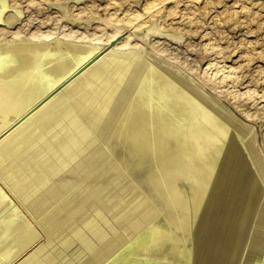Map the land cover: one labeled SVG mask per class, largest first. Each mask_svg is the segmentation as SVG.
Returning a JSON list of instances; mask_svg holds the SVG:
<instances>
[{
	"label": "rangeland",
	"instance_id": "374dc122",
	"mask_svg": "<svg viewBox=\"0 0 264 264\" xmlns=\"http://www.w3.org/2000/svg\"><path fill=\"white\" fill-rule=\"evenodd\" d=\"M182 1L177 0V2H176V0H175V2H174V0H171V1L163 0V2H162V0H159V1H157V0H149V1L148 0H74V1L73 0H6L7 7L3 11L2 20L0 21V26H2V27H0V36L5 35V37L7 39L9 37L13 36L14 38L10 39V41L13 43H18L17 41H20V42L21 41H52V40L54 41V39L56 38L58 40L55 39L56 45H57V46L55 45V47H54L55 49L61 48V50L68 49L71 51V49L69 48L70 43L82 44V45L84 44V46L85 45L88 46V44H89V46H90L92 44H95V42L96 43L100 42L102 40V37L104 36L103 34H105L106 32H110V28H111V30H112V28L116 29L115 31H117V32L121 31L120 33L123 35H126L129 33L128 34L129 45L127 46V48L125 50H123L126 53L124 52L123 54L115 55L114 56L115 60H113V58H112L113 62L110 59L109 61H106L108 63H103L102 65H99V67H97L98 68L97 74H95L96 72H94L95 76H93V73H91L89 75L90 77L92 75V78L87 76V79L84 78L82 81L81 80L78 81L79 85L77 83L76 90L74 88L70 92V94H68V99H67V104H66V106H68V107H65L63 109V111H60L58 113H54L53 115H51L50 116L51 118H49L51 121L48 119V121H47L48 124H46V125H47V127H49L48 128L49 131L46 130V125L41 127L42 130L41 129H40V131L38 130V132H40V134H42L41 137L39 136L40 134H38V132H37V135L34 134V136L35 135L36 136L30 140L31 143L25 144V145L31 144L29 146H26L27 147L26 149L28 151L25 150L23 152L24 156L26 155L25 157H23V153L21 152L18 155H16L15 157H13L12 160H8L7 161L8 164L5 162L6 164L5 165L3 164L4 167L1 166V168H0V186L2 187L3 190L5 189V193L8 194L10 201L12 202L13 206L17 207L20 210V212L27 218V220L33 226H35L36 229L40 230V232L42 233L43 236L47 237V234H46L47 232H49V234L51 236L50 237L48 234V236L50 237V243L39 253V258H41V259L38 258V260L41 261V262L39 261V264H45V263L46 264H48V263L49 264H60L61 262H62V264H64V263L69 264V262L72 264H75V263L80 264L81 263L80 261H82V260H83L82 264H84V263L85 264H89V263L90 264L91 263L97 264V262H98V264H102V263L103 264L104 263L105 264H112L113 261L116 260L118 255L121 252L128 249L129 247H132L135 245V247L137 248V250L139 249V251H142L144 248H146L145 247L146 244L145 245L143 244V239H146L149 228H152L153 225H154V227L155 226L156 227L161 226V228L163 227V229H166V230L168 228V231L173 230V232H176L175 233L176 238H177V236L179 238L185 237V238H183V240L182 239L180 240L177 238L175 247L176 248L179 247V249L181 248V250L189 253L191 256L190 259H188V261L191 260L189 264H193L192 255H194L198 250V245H199L198 238H199L201 222H202L203 217L205 216V214L208 211L209 200L211 198V195L214 192V187H215L217 178L219 177L220 172H221L219 170H221V168H222L223 161L226 160L227 155L226 154L224 155V153H227L228 147L233 143L235 144V142L238 145V148H239V151H240L242 157L245 158L244 161L246 163V166L248 167V170L252 174V178L255 182V187H254L253 192L250 194L249 199H245L246 200L245 203L250 208L251 213H250V217L249 218L247 217L248 219L244 220L247 223V224L245 223V225H243L244 227L242 228V229H244V235H245L244 236V242L240 245V247L237 248V250H235V254L233 255V261L236 264H246L251 259V257L250 258L248 257V256H250V253H248V252H250V249H251V242L254 241L255 237H262L261 235H264V225L262 226V225L258 224L259 217H261L263 219L261 212L264 211V80H263V77H264V0H192V1L182 0ZM155 2L159 6L158 9L162 6L160 8V11L157 10V13L155 14V12H153V10H152L151 13L148 14L150 11H147L146 7L150 6V5L151 6L156 5ZM170 2H171V4H170ZM175 3H178V4L180 3V4L177 5ZM187 3H189V4H187ZM185 5H187V7ZM16 9L20 10L19 14L15 13ZM146 12H148V13H146ZM134 15L141 16V18H143L147 21L144 23V25L142 24L140 26H137L139 28L134 27V26H130L132 24L135 25L134 24L135 21L132 24L129 23L130 24L129 25L127 23L128 18H131ZM150 15H151V17H149ZM152 15H154V16H152ZM139 19L138 20L136 19V23H137V21L138 22L140 21ZM52 30H53V32H52ZM102 31H104V33ZM17 32H18V34H17ZM92 32H94V33H92ZM52 33H53V35H52ZM97 33L99 35H101V37ZM71 34H73L74 36ZM70 35H71V37H70ZM93 35H95V36L97 35V36L93 37ZM34 36H35V38H34ZM77 37L78 38L82 37V38L77 39ZM90 37L91 38L93 37L92 38L93 40H91ZM70 38H71V40H70ZM73 38L75 41L73 40ZM98 38H101V39H98ZM84 39H85V41H84ZM95 39L97 41H95ZM80 40H81V42H80ZM88 40H91V41L88 42ZM57 41H59L60 43ZM63 41H65L67 43H65ZM86 42H87V44H86ZM63 43H65V45ZM68 43H69V45H68ZM60 44H61V46H60ZM62 45H64L65 47ZM67 46H69V47H67ZM84 46H83V48H84ZM54 48L53 49L51 48L52 52H53V50H55ZM82 49H81V52L83 53L84 49H83V51H82ZM129 49H131L130 52H132V53H128ZM211 50H213V51H211ZM105 51H106V47H103L99 54L101 55ZM25 52H26L25 50L20 51V53L26 54ZM116 56L118 58L122 57L124 63L126 62L125 59L126 60L129 59V61H127V63H126L127 65L121 66L124 63H121L123 61H121V60L119 61ZM122 58H119V59H122ZM141 58H143V59H141ZM116 60H118V63L120 62L118 67L116 65V64H118ZM114 61H116V64ZM130 61H131V64H129ZM147 61H149V62L147 63ZM156 61H158V63ZM151 62H152V65L158 69L157 72H161L164 74L167 70L169 71V69H171L170 70L171 72L175 71V72H172V76H174V73L176 75L174 77L170 76V77H172V79L169 77V74L171 75V72L170 73L166 72L167 74L168 73L169 74L168 75L164 74V75L169 77L172 81H174L175 84L177 82H179V84H181V85H177L178 84L177 83L176 84L177 87L180 88L182 86L183 90L185 89L187 91H189V90L192 91V93H190V95H192L194 97L197 96V97H199V99L201 98L200 99L201 103L205 104V106L209 105L210 108H209V106H207V107L213 112V114L218 113V114H216L217 117L220 120L222 118V121L225 120V123L229 125V126L227 125L228 126L227 133H226L225 137L222 139V141H224V142L221 141L219 152L216 154L215 151H212L213 148H209L208 149L209 151L207 150V152H209V154L206 152L205 153V159L202 162H199V164L202 167H205L203 163H205V161H208L210 158H214V164L215 165H214L213 172L211 174L210 180L207 183L206 189L204 191L203 197L201 199V202L199 204V207H198V210L196 213H194V210H193V201H192V196H191V187H190V183H191L190 181L191 180H189L190 170L188 169V167H185L180 172L175 171L177 169V167L179 168L181 165H183V162L181 161L183 159L177 158V159L173 160L171 163L172 169L169 171L166 170V168H165L166 166L164 165V163L161 162V159L164 157V154L169 153V152H174V151H177V149H179V145L177 142L178 140H174V139L168 140V142L166 144V149L164 151H159L155 145V139L157 138L158 135H157L156 131L153 130L154 128H152V126H148L150 128H148L149 131H148L147 137H146L147 142H146V140L145 141L142 140L143 143L140 140L134 141L132 143L126 142L125 137L127 136L129 130L125 127L124 128L122 127V129H120V126L122 124V122L120 120L122 119L124 113L126 112L128 106L131 102V97H133L132 95H134V92H135L134 90L136 89V86H137L136 84L138 83L137 81L141 78L143 73L146 72L145 71L146 68L148 66L149 67L152 66ZM141 63H142V65H141ZM144 63H145V65H144ZM104 64L106 65V68H107V66L110 65L108 68L111 69L112 71L106 69L104 67ZM132 64H134L133 66H137L135 68L138 71H136V69L132 66ZM157 64L159 65L158 67H160V66L161 67L163 66V67L158 68ZM115 66L117 68H119V70L117 68H115ZM128 66H129V68H128ZM101 67H102V69H100ZM113 67L115 70L117 69L116 70L117 72L114 71ZM124 67H127V68H124ZM130 67L131 68L133 67V68L130 69ZM140 67H142L143 69H140ZM120 68H121V70H120ZM122 69H124L123 73H125L126 75L125 74H123V75L118 74L119 71L122 74V71H123ZM127 69L130 70L131 75L133 74L132 77L129 76L130 72ZM102 70L105 72H103ZM107 71L111 72L110 77H112V75H113V77H115L116 81H118L121 78L120 79L121 81L120 80L119 81L122 82L121 84H123V85H118V84H120V82L116 83L114 80H111V79H113V77L111 79H108L110 77H106L109 74ZM162 71H164V72H162ZM132 72H134V73H132ZM137 72L139 73V76H136V75H138ZM101 73H102V77L105 73L104 77H106L108 80H110V81H108V80L106 81L108 83V86L113 81V83L116 84V86H118V88H120V87L124 88V91H123V89L120 88L119 89L120 91L117 92L118 89H116L117 87L115 86L116 92L114 91V94H113V92H111V90H115L112 87V86H114V84L111 83L110 86L107 87V83L105 82L106 78L104 79L101 77L102 80L100 79ZM135 73H137V74H135ZM208 73L210 75H207ZM219 73L221 74V76L226 77V80L224 77H221ZM176 76H177V79H179V80L176 79ZM214 76H216L217 78L219 76V79H218L219 81L217 80L215 82L214 81L212 82L211 78H213ZM93 77L95 78V80L93 79ZM128 77H130L133 80L135 78L136 80L133 81ZM91 79H93V81ZM160 80H161V78L157 79V82H160ZM186 80H188V81H186ZM87 81L88 82L92 81L93 84L91 82L88 83ZM94 81L97 82L96 83L97 86H96V84H94ZM102 81L105 82L106 84L103 83ZM222 81H223V83H222ZM224 81H226V82H224ZM81 82H85V85H82ZM86 82L88 83V85L86 84ZM98 82L100 83V86L98 85L99 84ZM132 82L133 83L135 82V83L132 85ZM186 82L188 83L187 86L185 85V84H187ZM217 82L218 83L220 82L221 84L220 83L218 84ZM127 83H128V85H127ZM89 84H91V85H89ZM103 84H104V86H103ZM125 84L127 86L126 90H125V87H126ZM211 84H212V86H211ZM93 85L95 86V88L93 87ZM213 85L215 87H213ZM77 86H79V87L83 86V87L79 88ZM85 86H87V88H84ZM123 86H125V87H123ZM128 86L131 88V90H130V88H128ZM195 86H196L197 92H196ZM111 87H112V89L109 91V89ZM77 88H79V90ZM96 88L98 89V91ZM102 88H104V89H102ZM107 88H108V90H107L108 92L105 93ZM193 88L195 89L194 92H193V90H194ZM89 89L92 90L90 95L88 93L90 91ZM99 90H101V91L99 92ZM127 90H129L132 93V95ZM79 91H80V93H79ZM199 91H201V92H199ZM92 92H94L95 95H93L94 93H92ZM101 92H103V93H101ZM109 92H111V93H109ZM86 93L89 96H91V98ZM99 93H100V95H98ZM196 93L199 95H197ZM200 93H201V96H200ZM249 93L251 96L249 95ZM102 94H105V95L102 96ZM109 94H111V96H109ZM70 95H74V97L70 96ZM83 95L84 96L87 95L88 97L87 96L84 97ZM106 95H107V97H106ZM113 95H114V97L112 98ZM127 95H129V96H127ZM75 96H77V97H75ZM81 96H83V98ZM108 96H109V101H111L110 100V98H111L112 101L114 100V103L111 104V102L107 101L108 104H106L107 102H105V101L108 100L107 99ZM124 96H126V97H124ZM94 97H95V99H94ZM99 97L100 98L101 97L106 98V100L103 98V102H105V103L102 102V98L99 101ZM119 97H121V99ZM75 98L77 99V101H75L76 100ZM79 98H82V99H79ZM84 98H86V102L84 101L85 100ZM92 98H93V100H92ZM118 98H119V100H118ZM207 98H209L208 100H210V101H207ZM88 100H90L89 103H91L90 104L91 106L89 104H87L88 106L86 105ZM122 100H124V101H122ZM203 100H205V101H203ZM82 101H83V103H81ZM93 101H95V102H93ZM98 101L102 102L106 106H104L102 103L100 105ZM77 102H80L81 104L80 103L78 104ZM122 102H124V103L122 104ZM116 103L119 106L116 105ZM207 103H209V104H207ZM75 104L81 105V106L80 107L78 106L79 107L78 108L77 105H75ZM93 104L94 105L97 104L99 107L98 110L101 109L100 111L101 112L103 111V113L104 114L106 113V115L99 114L100 111L97 112L98 110L95 111L94 107L96 108L97 105L94 106ZM102 105L105 108V109L103 108V110H102ZM109 105H111V106H109ZM215 106H217L218 108ZM89 107L90 108L93 107V108L90 109ZM82 108H85V109H82ZM106 108H108V109H106ZM110 108H112L113 111ZM118 108H120L121 110ZM88 109L90 111L92 110L91 113ZM124 109H125V111H124ZM80 110H82L83 112H81ZM115 110L117 111V113L118 112L120 113L122 111L123 112L117 115ZM108 111H109V114H108ZM215 111H217V112H215ZM87 112H88V114H86ZM93 112L94 113L96 112L94 115H97V117L92 114ZM114 112H115V114H114ZM89 113L91 116H94V117L92 118L89 115ZM221 113H223V114L221 116H219V114H221ZM228 113L230 115L234 116V118H236V123L238 122L237 124H233V123L229 122L224 117ZM110 114H112V115H110ZM108 115L110 116V118L109 117L107 118ZM113 115H114V117H113ZM53 116H55V118ZM119 116L120 117L122 116L121 119ZM90 117H91V119H90ZM101 117H102V121H106L108 119L109 120L106 122H102ZM103 117H105L104 120H103ZM93 119H95L96 121L92 122ZM97 119L98 120L100 119L99 121L102 122L101 123L98 121L99 122L98 127H97V125H98ZM116 119H117V121H116ZM111 120H112V122H111ZM90 122H92L94 126ZM89 124H90V126H89ZM115 124H116V127H115ZM238 124H241L242 127H244V128H241V126L237 127ZM106 125L108 127L110 126L109 129ZM101 126H103V127H101ZM82 127H83V129L81 130L80 128H82ZM93 127H96V128L93 129ZM246 127L249 129L250 132L247 131L248 129ZM85 128H86V131H85ZM88 128H90V129H88ZM110 128H112V129H110ZM75 129L77 131H75ZM87 129H88V131H87ZM119 129H120V132H119ZM150 129L152 132L150 131ZM44 131L45 132L47 131V132L45 133ZM73 131H75V133H73ZM243 131H247L248 133H245ZM41 132H43V133H41ZM77 132H78V134H76ZM82 132L85 133L84 137H83ZM100 132H103V133L100 134ZM116 132H118V134ZM231 132H232V134H231ZM240 132H241V134H240ZM104 133H107V134L104 135ZM150 133H152L153 139L151 138L152 135L150 136ZM228 133H229V135H228ZM71 134L75 137H73ZM79 134H80V136L78 137ZM68 135H70L71 139L73 137V139L72 140L69 139L70 137H68ZM101 135H102V137H101ZM76 136L78 138H80L81 141L82 140L83 141L78 142L77 140L80 141V139L77 138V140H76L75 139ZM36 137L37 138L39 137V138L37 139ZM105 137H107L106 138L107 141L104 139ZM233 137H235V138H233ZM65 138H67V139H65ZM88 138H90L91 140ZM229 138H230V141L232 143L228 140ZM68 139H69V142L67 141ZM84 140H86V141H84ZM103 140H104V143L102 144ZM93 141H95V143L97 142L96 143L97 146L94 145L95 143L93 144ZM225 141H227V143ZM32 142H35L34 145H32L33 144ZM70 142H71V144L73 142H75L77 144L75 148H77V146H79V148L77 150L74 148V146H72V149L69 148ZM89 142H91V143H89ZM98 142L99 143L101 142V144H99ZM249 142H250V144H249ZM64 143L68 144L67 145L68 150L66 149V146L64 145ZM81 143H82V146L84 144L83 147L81 146ZM152 143H154V144H152ZM74 144H72V145H74ZM78 144H80V145H78ZM61 145H63V146H61ZM119 145L121 146V148ZM142 145H144L145 148L143 150H141L140 152H138L137 148H140ZM149 145H151V146H149ZM224 145H225V147H224ZM80 146L84 149H82ZM86 146H88L87 150H86ZM250 146H252V147H250ZM55 147H56V149H55ZM60 147L61 148L64 147V148L61 149ZM89 147H91V148H89ZM111 147H113V148H111ZM152 147H154L153 150H151ZM28 148H30V149H28ZM53 148H54V150H52ZM94 148H95V150H92ZM102 148H104L106 151ZM123 148H124V150H123ZM224 148H225V150H224ZM69 149L74 151L75 153L70 151ZM90 149L92 151H90ZM120 149H121V151H120ZM210 149H212V150L210 151ZM220 149L222 150L221 155H220ZM85 150H86V152H85ZM130 150H131V152H130ZM252 150L254 151L255 156L252 155L253 154ZM56 151L59 155L62 153L61 154L62 156H59L58 154H56ZM69 151H70V154L72 152V154L75 157L72 154H71L72 155L71 156L69 154ZM77 151H79V153ZM81 151H83V152H81ZM87 151H90L89 154ZM94 151H95V153H94ZM103 151H105V152H103ZM149 151L150 152L153 151V152L150 153ZM27 152H28V154H27ZM65 152H68V154L66 153L67 157L64 154ZM97 152L99 154H97ZM101 152H103V153H101ZM146 152H147V154H146ZM76 153H77V155H75ZM152 153H153V155H151ZM79 154H80V156L82 155L81 156L82 158L79 156ZM102 154H104L105 156H103ZM63 155H64V157H63ZM85 155H87L86 159H85ZM94 155H96V156H94ZM54 156L55 157L58 156L55 159V161H53L55 158ZM21 157L24 159H22ZM60 157H61L60 161H62V162H60V161L58 162V159ZM72 157L74 159H72ZM87 157H89V158H87ZM90 157H91V159H90ZM102 157H104L106 159V161ZM144 157H146V159H144ZM223 157H224V159H223ZM107 158L114 160V163L112 160L109 161ZM153 158H154V160H153ZM65 159H67L68 162L67 161L64 162L63 160H65ZM98 159L100 160V162L102 164H99L100 162ZM149 159H150L151 164L149 163ZM18 160H20V162ZM89 160L92 163H90ZM21 161H22V163H21ZM38 161H41V162L39 163ZM42 161L44 164L42 163ZM81 161H82V164L80 165ZM23 162H24V164H23ZM35 162H37V163L35 164ZM73 162H75V164ZM38 163H39V165H38ZM63 163H65L64 166H62ZM94 163L97 164V167L95 166ZM106 163H107V165H104ZM109 163L110 164L112 163V165H108ZM147 163L150 166H148ZM40 164H42V165H40ZM71 164H72V166H71ZM144 164L147 165V166L145 165L146 166L145 168H144ZM56 165H58V166H56ZM89 165H91V167H89ZM92 165L95 166L96 169H94L95 167H93ZM12 166H13V168H12ZM18 166H20V167H18ZM32 166H34L35 168L39 167V169L36 168V170H35V168ZM69 166L71 168L73 167V170H71V168ZM74 166H75V168H74ZM103 166H104V168H103ZM116 166H118V167H116ZM83 167H85L86 170ZM99 167H101L99 169L100 171L98 170ZM149 167L150 168L153 167V168L149 169ZM146 168H147V170H146ZM1 169H3V170H1ZM65 169H67V170H65ZM87 169H92L93 172L95 171V173H93V174L95 176L98 174V176L95 177L92 174L91 170L89 171ZM101 170H102V172H101ZM112 170L114 172H112ZM68 171H70V172L72 171L73 173L71 172L72 173L71 174ZM82 171H84V172H82ZM98 171H99V173H97ZM115 171L117 174H119L118 172L121 171L120 173L122 174V176H121V174L118 175L119 177L117 176L118 178H116L117 174L115 176H113L115 174ZM148 171H150V172H148ZM64 172H65V174H64ZM77 172L81 173L83 175L81 176V174H79L80 175L79 176ZM106 172H107V175L109 173V175H108L109 177H105ZM74 173H75V175L76 174L78 175L77 180L76 179L74 180V178H76L75 175H73ZM103 173H105V174H103ZM55 174H56V176H55ZM68 174H70V176ZM110 174H112V175H110ZM149 174H151L150 178H149ZM64 175L67 178H65V177L63 178ZM123 175L125 176V178H123L124 177ZM158 175L160 176V178ZM87 176H89V177L87 178ZM111 176H113L114 179ZM157 176H158V178H156ZM56 177L58 179L59 178L61 179V180L59 179V182L64 179L63 180L64 182L62 181L63 182L62 185H61V182L60 183L58 182ZM68 177H69V179H68ZM101 177H105L106 180H105V178H101ZM121 177H122V180H121ZM95 178H97V179H95ZM119 178L121 181L124 182V184H123L124 186H122L123 182H121L119 180ZM52 179L53 180L56 179V180L53 181ZM72 179H73V181H72ZM107 179L108 180L110 179V181L107 182ZM160 179H161V182H160ZM186 179H188V180H186ZM102 180H104V181H102ZM112 180H113V183L111 182ZM65 181H67V182L65 183ZM69 181L72 183H69ZM85 182L89 185H93V187L89 186V185L86 186ZM99 182H102V183H99ZM110 182L112 183V185ZM73 183H74V185H72ZM92 183H96L95 184L96 186ZM106 183L108 184V186ZM118 183H120L119 185H121L122 188L119 185L117 186ZM129 183H130V187L128 188ZM132 183L134 186L132 185ZM47 184H48V186H47ZM50 184H52L54 187H50V186H52ZM64 184H67L66 186L68 187V190H66V192H65V189H67V187L64 186ZM68 184H70V185H68ZM100 184H101L100 188L102 187L101 189H99ZM150 185H151V187H150ZM179 185H181V186H179ZM88 186H89V188H88ZM103 186L104 187L106 186L105 188H107V189L103 188ZM125 186L128 189V194L126 191L127 189L125 190V188H123ZM55 187H56V189H55ZM58 187L62 188L64 191L62 189L58 190ZM135 187H136L135 190H137V191L134 190ZM181 187H183L184 189H182ZM43 188H44L45 193L43 192ZM48 188H50L51 190L49 189L46 191V189H48ZM52 188H54V189H52ZM73 188L75 189V191L77 193L74 191ZM83 188H84V190H83ZM93 188L95 189L94 191H93ZM172 188L178 189V195L177 196H175L172 193ZM78 189H80V190H78ZM87 189H88V191L86 192ZM89 189H91V190L89 191ZM97 189L102 190V191L99 192ZM116 189H118L119 191ZM152 189H154V191ZM130 190H132V191H130ZM78 191H80V192H78ZM97 191L99 193L98 194L99 198L96 194ZM129 191H130V193L132 192L135 195H132V193L129 194ZM138 191L140 193H138ZM208 191H209V193H208ZM40 192L41 193L43 192V193L40 194ZM53 192L56 194H54ZM88 192L91 193L92 195L90 196V194H88ZM37 193H38V195H37ZM166 193L168 196L166 195ZM73 194H76L75 196L78 195L77 198L74 197ZM95 194H96L97 198H94ZM101 194H102V196H101ZM53 195H55L56 197ZM93 195H94V197H93ZM207 195H209V196H207ZM41 196H43V197H41ZM64 197H66V198H64ZM72 197H74L75 199ZM82 197L85 199H83ZM89 197L90 198L93 197L95 201L93 199H91V201H89L90 200ZM100 197H101V199H100ZM118 197H120V198L116 199ZM87 198H89V200H87ZM40 199L41 200L44 199V200L41 201ZM98 199L100 201L102 200L101 202L106 201V203L103 202L104 205L101 203H98V201H96ZM120 199H122L121 203H120ZM69 200H70V202H69ZM72 200H73V202H72ZM114 200L115 201L117 200V201L114 202ZM40 201L42 203H40ZM75 201L78 203H76ZM37 202H39V203H37ZM43 202H45V203H43ZM109 202L111 203L110 207H109ZM220 202H221L220 200H219V202L217 201L216 205H219L220 208L217 209L215 207L213 209L212 217L210 218V220L208 222L209 231H213V233H215V234L220 232L221 225L223 223V220L217 215L219 213L225 214L224 213L225 209L221 208L223 202H221V203ZM83 203L85 204L84 206L82 205ZM112 203H113V207L111 208ZM169 203H171V204H169ZM12 204H9V206H12ZM80 204L83 207H80L81 206ZM117 204L123 205L124 207H122L120 205L118 206ZM76 205L77 206L80 205V206L77 208ZM102 205L103 206L106 205V206L103 207ZM41 206H44V207H41ZM62 206H63V208L66 207V209L63 210V208H60ZM70 206H71V208H70ZM74 206H76L77 210L75 209ZM116 206L119 207L120 209H118ZM141 206L143 208H141ZM179 206L183 207V210L185 213L184 214L185 215L184 220H181L179 218V212H180ZM37 207H38V209H37ZM58 207H59V209H58ZM72 207H74V208H72ZM108 207L110 209H106ZM115 208L117 209V211ZM73 209H75L74 211L77 213L72 211ZM221 209H222V211H221ZM34 210H35V212H34ZM139 210L142 214L139 212ZM236 210H237V207L232 212L234 215L237 212ZM78 211H79V213L81 212L80 213L81 216H80V214H78ZM142 211H144V212H142ZM1 212L4 213L3 211H1ZM63 212H65V214ZM68 212H70V213H68ZM49 213L52 216L49 215ZM61 213H62V215L67 214L68 218L65 216V219H64V216H62ZM74 213L78 214L79 216L75 215ZM174 213H176V214H174ZM69 214L72 216L74 215V216L70 217ZM53 215H54V219H53ZM142 215H144L146 217H144ZM0 216H2V214H0ZM56 216L61 217V218H58L59 220H61L63 218L65 221L64 220H61L63 222L58 221ZM74 217H75V219L72 220V218H74ZM40 218H42L43 222L39 221ZM169 218H171V219H169ZM54 220L56 223L53 222ZM84 220H85V222H84ZM86 220H89V221H86ZM132 220H133V222H132ZM148 220L151 223V225L149 224V222H147ZM167 220L170 221V223L167 222ZM45 222H46V224H45ZM83 222L88 223V224L90 223V226L92 227V229L90 230L88 228L90 226L88 224H84ZM172 222H174L175 224ZM42 223H43V225L44 224L48 225L47 230H45V228H43ZM49 223L50 224L52 223V225L54 223V225L51 226V225H49ZM145 223L149 224V226H147V224H145ZM157 223H159V224H157ZM234 223H235L234 219H231L229 230L226 231V234L228 236L231 235L230 227H233L232 225ZM187 224H188V227H187V229H185L184 225H187ZM174 225H176L175 226L176 229L174 228ZM235 225H236V223H235ZM167 226H169V227L171 226V227L169 228ZM72 227L73 228L75 227V228L73 229ZM179 227L181 230H178ZM48 229H50V230L48 231ZM185 230H187V231H185ZM74 231H75V233H76V231H78L77 232L78 234L77 233L74 234ZM140 231H142V232H140ZM187 232L189 234V238H186ZM97 233L101 238H97L98 237ZM94 234H96V235H94ZM116 234H118V236H116ZM76 235H78L77 237H79V238H77ZM101 235H103V236H101ZM129 235H131L132 237ZM134 235H136V237ZM124 236H126V239H128V240H126L124 238ZM113 237H115V239L111 240V239H113ZM119 237H121V238H119ZM127 237H129V238H127ZM130 237L133 239V241H131L132 239ZM81 238L86 241L85 243H87L89 241L91 243V246H89L90 245L89 242L87 244L88 248L85 247V245H86L85 243H84L85 245H82L83 243L80 244ZM107 238L109 239V241H107L108 240ZM71 239H72L73 243L71 242ZM129 239L131 242L129 241ZM83 241L81 240V242H83ZM105 241H107L108 244H106L107 242H105ZM110 241L111 242L114 241L115 243L114 242L111 243ZM109 242H110V244H109ZM117 242H119V243H117ZM122 242L124 245L122 244ZM141 242H142V244H141ZM116 243H117V245H116ZM188 243L190 246L188 245ZM171 244H172V239L167 238L165 240V243H164V241L162 242V244L159 246V248L160 247L161 248L160 249L158 248V250H160V251L169 250ZM67 245H68V247H67ZM143 245H144V248L142 247ZM213 245H214V242H209L208 248L212 249ZM83 246L86 249H84ZM110 246L111 247L113 246V247L109 248ZM248 246L250 247V249ZM89 247H91L92 250L87 251V249H89ZM163 247H164V249H163ZM74 249H76V250H74ZM109 249H113L114 251H116V252L118 251V252L116 253V252H113V250H109ZM202 249H204V244L202 246ZM83 250H85L86 252L84 251V253H83ZM94 250L95 251L99 250V251L96 254V253H94ZM73 251H75L74 254H73ZM109 251H112L111 252L112 255L110 254ZM71 252H72V254H71ZM69 253H70V256H69ZM91 253H93V255L95 256V259L93 258L94 257L93 255H90ZM87 255H89V256L87 257ZM102 256H104V257H102ZM90 257H91V259H90ZM110 257H112L113 259ZM42 258L43 259L47 258L48 261L43 260ZM74 258H76V259H74ZM103 258H105V259H103ZM89 259L92 260V262ZM100 259L103 262L102 261L100 262ZM110 259H111V261H110ZM198 259H199V257H198ZM50 260L52 262H50ZM64 260H66V261H64ZM73 260H75V261H73ZM44 261H46V262H44ZM130 263L131 264L132 263L133 264L134 263L142 264V262H133V261L128 262V264H130ZM143 264H150V263L143 262ZM186 264H187V262H186Z\"/></svg>",
	"mask_w": 264,
	"mask_h": 264
},
{
	"label": "bare ground",
	"instance_id": "6f19581e",
	"mask_svg": "<svg viewBox=\"0 0 264 264\" xmlns=\"http://www.w3.org/2000/svg\"><path fill=\"white\" fill-rule=\"evenodd\" d=\"M74 1V0H73ZM149 1V0H148ZM159 1V0H157ZM166 1V0H165ZM171 1V0H169ZM182 1V0H181ZM186 1V0H185ZM189 1H192V0H189ZM9 2V1H8ZM146 2V1H145ZM144 2V3H145ZM163 2V0H162ZM175 2V0H174ZM173 2V3H174ZM177 2V0H176ZM183 2V1H182ZM196 2V1H195ZM158 3V2H157ZM172 3V4H173ZM146 4V3H145ZM156 4V2H155ZM162 4V3H161ZM171 4V2H170ZM177 5H179L178 3H175ZM182 4V3H181ZM189 4V3H187ZM195 4V3H194ZM31 5V4H30ZM167 5V4H166ZM169 5V4H168ZM10 6V5H9ZM164 6V5H163ZM187 7V5H185ZM7 7V3H6V0H0V21L2 20V14H3V11L5 10V8ZM158 5H153V6H147V11H150L148 14L151 13V11L153 10V12H155V14L157 13V10L160 11V7L158 9ZM144 10V9H143ZM20 10L16 9V12L17 14H19ZM133 13V12H132ZM136 13V12H135ZM130 15V14H129ZM66 16V15H65ZM154 16V15H152ZM33 17V16H32ZM68 17V16H67ZM126 17V16H125ZM151 17V15L149 16ZM140 18V19H139ZM136 19L140 20L139 22L137 21L136 23ZM142 19V20H141ZM125 20V19H124ZM72 21V20H71ZM126 21V20H125ZM129 21V22H128ZM128 21L127 23H134L135 21V25H130V26H134V27H137V26H140V25H144V23L147 21L143 18H141V16H138V15H134L132 16L131 18H128ZM89 23V22H88ZM126 23V22H125ZM30 24V23H29ZM146 25V24H145ZM2 27V26H0ZM103 28V27H102ZM139 28V27H137ZM136 28V29H137ZM34 30V29H33ZM116 29H113L111 30L110 28V32H106L105 34H103L102 36V40L100 42H95V44H92L89 46H84V44H75V43H68V45L70 46H67L71 49L68 50V49H63L61 50L60 49H55V45H56V40L58 39H54V41H17L18 43H13L10 41V39L14 38L13 36L9 37L8 39L4 36H0V168L1 166L4 167V165L7 163L8 164V160H12L13 157H15L16 155H18L19 153H23L25 150H27L26 146H29V145H25V144H28V143H31L30 140L35 137L37 135V132L38 130L40 131L41 127L45 126L46 124H48V119L51 118L50 116L53 115L54 113H58L60 111H63V109L65 107H68L66 106L67 104V99H68V94H70V92L75 88L76 90V85L78 83L79 85V82L78 81H82L84 78L87 79V76H89L91 73H93V76H95V74H97V70L99 67V65H102L103 63H108L106 61H109L111 59V61L113 62L114 59V56L117 55V54H123L125 51L127 46L129 45V37H128V34L126 35H123L121 34L120 32H117L115 31ZM119 30V29H118ZM11 31V30H10ZM36 31V30H35ZM40 31V30H39ZM50 31V30H49ZM105 31V30H104ZM104 31H102L104 33ZM16 32V31H15ZM37 32V31H36ZM35 32V33H36ZM41 32V31H40ZM53 32V30H52ZM73 32V31H72ZM86 32V31H85ZM26 33V32H25ZM24 33V34H25ZM94 33V32H92ZM123 33V32H122ZM16 34V33H15ZM18 34V32H17ZM96 34V33H95ZM98 34V33H97ZM102 34V33H101ZM33 35V34H32ZM53 35V33H52ZM57 35V34H56ZM73 35V34H71ZM70 35V37H71ZM76 35V34H75ZM99 35V34H98ZM74 36V35H73ZM82 36V35H81ZM86 36V35H85ZM92 36V35H91ZM97 36V35H96ZM95 35H93V37H96ZM101 37V35H99ZM131 36V35H130ZM37 37V36H36ZM52 37V36H51ZM92 37V38H93ZM33 38V37H32ZM31 38V39H32ZM35 38V36H34ZM44 38V37H43ZM80 38V37H79ZM77 37V39H79ZM82 38V37H81ZM80 38V39H81ZM87 38V37H86ZM91 37L90 39L93 40ZM131 38V37H130ZM24 39V38H23ZM38 39V38H37ZM42 39V38H41ZM67 39V38H66ZM88 39V38H87ZM98 39H101V38H98ZM63 40V39H62ZM71 40V38H70ZM74 40V38H73ZM91 40H88L91 41ZM131 40V39H130ZM13 41V40H12ZM60 41V40H59ZM57 41V42H59ZM75 41V40H74ZM78 41V40H77ZM85 41V39H84ZM95 41H97L95 39ZM65 42V41H63ZM81 42V40H80ZM83 42V41H82ZM60 43V42H59ZM58 43V44H59ZM62 43V42H61ZM67 43V42H65ZM65 43H63L65 45ZM87 44V42H86ZM62 45V46H64ZM57 46V45H56ZM61 46V44H60ZM84 46V48H83ZM109 46V47H108ZM65 47V46H64ZM63 47V48H64ZM66 47V48H67ZM103 47H106V51L103 52L101 55L99 54L101 49ZM132 47V46H131ZM208 47V46H207ZM206 47V48H207ZM51 48L55 49L51 50ZM58 48V47H57ZM84 49V52L82 53L81 52V49ZM82 49V51H83ZM215 49V48H214ZM22 50H25L26 54L24 53H20V51ZM105 50V49H104ZM103 50V51H104ZM131 49H129L128 53H132L130 52ZM213 51V50H211ZM126 53V52H125ZM117 57V56H116ZM115 57V58H116ZM113 58V60H112ZM119 58H122V57H119ZM117 57V59L120 61H123V58L122 59H119ZM127 58V57H126ZM148 58V57H147ZM125 59V58H124ZM143 59V58H141ZM150 59V58H149ZM148 59V60H149ZM118 60L117 63H118ZM146 60V59H145ZM116 61L115 64H116ZM125 63L124 61L121 62V63H124L123 65L121 66H126L127 64V61L125 59ZM135 61V60H134ZM142 61V60H141ZM149 61H147L148 63ZM153 62V61H152ZM152 62H151V65H152ZM158 63V61H156ZM133 63V62H132ZM138 63V62H137ZM114 64V63H113ZM114 64V65H115ZM120 64V62L117 65ZM131 64V61L130 63ZM128 64V65H129ZM214 64V63H213ZM108 65V64H107ZM112 65V64H111ZM134 64H132L133 66ZM142 65V63H141ZM145 65V63H144ZM149 65V64H148ZM147 65V66H148ZM162 65V64H161ZM110 66V65H109ZM107 66L106 68V65L104 64V67L108 70H111L109 69ZM120 66V67H121ZM159 65L157 64V67ZM215 66V65H214ZM103 67V66H102ZM102 67L100 69H102ZM103 67V68H104ZM112 67V66H111ZM115 66V68H117ZM134 68L137 67V66H133ZM132 67V68H133ZM143 67V66H142ZM142 67H140V69H143ZM149 67V66H148ZM146 68V72L143 73V75L141 76V78L137 81L138 83L136 84V89L134 90V95H132V93L127 90L129 93H131V95L133 97H131V102L126 110V112L124 113L122 119L120 117V121L122 122L121 126H120V129H122V127L124 128H127L129 130L127 136L125 137V140L126 142L128 143H132L134 141H145L147 142V133L149 131L148 126H152V128H154L153 130L156 131L157 133V138L155 139V145H156V148L159 150V151H164L166 149V144L168 142V140L170 139H174V140H178V145H179V149H177V151H174V152H169V153H166L164 154V157L161 159V162L164 163V165L166 166V170L169 171L172 169L171 167V163L173 160L177 159V158H182L183 160H181L183 162V165H181L179 168L177 167V169L175 171L177 172H180L183 170V168L185 167H188V169L190 170V175H189V180H191L190 182V187H191V196H192V201H193V210H194V213L197 212L198 210V207H199V204L201 202V199L203 197V194H204V191L206 189V186H207V183L208 181L210 180V177H211V174L213 172V168H214V158H210L208 161H205L204 166L205 167H202L199 162H202L204 159H205V153L207 152V150L209 148H213L210 149V151H215L216 154L219 152V148H220V144H221V141L222 139L225 137L226 133H227V129H228V124L225 123V120L222 121V118L221 120L217 117L216 114H213V112L209 109L210 106L207 105L209 103H207L206 105L209 106V108L207 106H205V104L201 103L199 97L197 96H192L190 95V93H192V91H187V90H183V87L179 88L176 86L177 85H181L179 84V82H177L176 84L174 83V81H172V77H174L176 74L174 73V76H172V72H175V71H170L171 69H169V71L167 70L166 72H171V75L169 74V77L172 76V77H167L165 76L167 73L165 72L164 74L161 73V72H157L158 69L155 68V66H150L149 68ZM163 67V66H162ZM161 66L158 67V68H162ZM124 68H127V67H124ZM129 68V66H128ZM130 67V69H132ZM165 68V67H164ZM210 68V67H209ZM215 68V67H214ZM114 69V67H113ZM119 70V68H117ZM116 69V70H117ZM136 69V68H135ZM148 69V70H147ZM167 69V68H166ZM115 69L114 71L117 72ZM121 70V68H120ZM122 74L120 73L119 71V75H123L125 73L124 72V69H122ZM129 72L130 70L127 69ZM220 70V69H219ZM224 70V69H223ZM232 70V69H231ZM101 71V70H100ZM103 71V70H102ZM112 71V70H111ZM132 71V70H131ZM134 71V70H133ZM136 71H138L136 69ZM141 71V70H140ZM139 71V72H140ZM160 71V70H159ZM94 72H96L94 74ZM105 72V71H103ZM109 74L106 76V77H110L111 75V72L110 71H107ZM142 72V71H141ZM164 72V71H162ZM219 72V71H218ZM127 73V72H126ZM134 73V72H132ZM138 73V72H137ZM135 73V74H137ZM107 74V73H106ZM113 74V73H112ZM117 74V73H116ZM117 74V75H118ZM167 74V75H168ZM220 74V73H219ZM100 75V74H99ZM98 75V76H99ZM105 75V73H104ZM102 77V73H101V76H100V79L101 77L102 78H106V77ZM116 75V76H117ZM126 75V74H125ZM129 75V74H128ZM133 75V74H132ZM131 72H130V75L131 76ZM207 75H210L209 73ZM225 75V74H224ZM228 75V74H227ZM136 76H139V73L138 75ZM206 76V75H205ZM221 76V74H220ZM90 77V76H89ZM113 77V75H112ZM112 77L108 78V79H111ZM212 77V76H211ZM215 77V78H214ZM212 79V82L214 81H217L219 79V76L218 78L216 76H214ZM221 77H224V76H221ZM92 78V75L91 77ZM89 78V79H90ZM98 78V77H97ZM130 78V77H128ZM161 78L160 82H157V79ZM208 78V77H207ZM225 80H226V77H224ZM228 78V77H227ZM93 79L95 80V78L93 77ZM93 79H91L93 81ZM103 79V80H104ZM106 78L105 82L108 80ZM119 79V78H118ZM121 79V78H120ZM119 79V80H120ZM126 79V78H125ZM124 79V80H125ZM131 79V78H130ZM175 79V78H174ZM176 79H177V76H176ZM209 79V78H208ZM207 79V80H208ZM210 79V80H211ZM99 80V79H98ZM102 80V79H101ZM100 80V81H101ZM111 80H114L116 83L120 82L119 80L116 81L115 77H113V79ZM133 80V79H131ZM134 80H136L134 78ZM133 80V81H134ZM179 80V79H177ZM221 80V79H220ZM263 80H264V77H263ZM89 81V80H88ZM87 81V82H88ZM92 81H90L92 83ZM110 81V80H108ZM184 81V80H183ZM188 81V80H186ZM209 81V80H208ZM219 81V80H218ZM86 84L88 85V82ZM103 82V81H102ZM103 82V83H105ZM128 82V81H127ZM131 82V81H130ZM226 82V81H224ZM232 82V81H231ZM82 85H85V82H81ZM97 82L94 81V84H96ZM99 83V82H98ZM107 83V82H106ZM105 83V84H106ZM110 83V82H109ZM113 83V81L111 82ZM110 83V84H111ZM122 82H120V84L118 85H123L121 84ZM135 83V82H134ZM132 82V85L134 84ZM187 83V82H186ZM218 83V82H217ZM220 83V82H219ZM218 83V84H219ZM223 83V81H222ZM93 84V83H92ZM109 84V86H110ZM114 84V83H113ZM112 84V85H113ZM184 84V83H183ZM213 84V83H212ZM211 84V86H212ZM221 84V83H220ZM81 85V84H80ZM91 85V84H89ZM100 86V83L98 84ZM102 85V84H101ZM128 85V83H127ZM186 86L188 85L185 84ZM226 85V84H225ZM97 86V84H96ZM104 86V84H103ZM106 86V85H105ZM108 86V83H107V87ZM116 84H114V86H112L114 89H118V91H120L119 89L121 88H118V86H116ZM126 86V84H125ZM123 86V87H125ZM135 86V85H134ZM133 86V87H134ZM184 86V85H183ZM185 86V87H186ZM190 86V85H189ZM193 86V85H192ZM223 86V85H222ZM79 87V86H77ZM83 87V86H82ZM81 86L79 88H82ZM89 87V86H88ZM93 87L95 88V86L93 85ZM102 87V86H101ZM112 87L109 89V91L112 89ZM213 87H215L213 85ZM79 88H77L79 90ZM84 88H87V86H85ZM83 88V89H84ZM128 88H130L128 86ZM190 88V87H189ZM218 88V87H217ZM223 88V87H222ZM97 89V88H96ZM104 89V88H102ZM116 89L115 90H111V92H113L114 94V91L116 92ZM123 89L124 91V88H121ZM127 89V86L125 87V90ZM134 89V88H133ZM188 89V88H187ZM194 89V88H193ZM195 89H196V86H195ZM195 89L193 90V92L195 91ZM77 90V91H78ZM88 90V89H87ZM90 90V89H89ZM108 88L106 89V92L107 93L108 91ZM131 90V88H130ZM223 90V89H222ZM92 90H90L88 93L90 95ZM98 91V89H97ZM101 90H99L100 92ZM103 91V90H102ZM105 91V90H104ZM122 91V90H121ZM187 91V92H186ZM225 91V90H224ZM74 92V91H73ZM72 92V93H73ZM82 92V91H81ZM95 92V91H94ZM92 92V93H94ZM109 92V93H111ZM189 92V93H188ZM196 92H197V89H196ZM201 92V91H199ZM80 93V91H79ZM96 93V92H95ZM95 93L93 95H95ZM103 93V92H101ZM120 93V92H119ZM128 93V94H129ZM245 93V92H244ZM77 94V93H76ZM85 94V93H84ZM87 94V93H86ZM116 94V93H115ZM127 94V93H126ZM197 94V93H196ZM230 94V93H229ZM248 94V93H247ZM88 95V94H87ZM85 95V96H87ZM88 95V96H89ZM100 95V93L98 94ZM97 95V96H98ZM105 95V94H102V96ZM120 95V94H119ZM123 95V94H122ZM125 95V94H124ZM195 95V94H194ZM199 95V94H197ZM231 95V94H230ZM250 95V93H249ZM248 95V96H249ZM70 96H73L74 95H70ZM69 96V97H70ZM84 96V95H83ZM83 96H81L83 98ZM84 96V97H85ZM87 96V97H88ZM109 96H111V94H109ZM109 96H108V100H106V98H104L106 101L105 102H111L114 103V100L112 101V99L110 98L111 101H109ZM129 96V95H127ZM200 96H201V93H200ZM233 96V95H232ZM251 96V95H250ZM72 97V98H73ZM77 97V96H75ZM91 98V96H89ZM107 97V95H106ZM114 97V95L112 96V98ZM116 97V96H115ZM118 97V96H117ZM126 97V96H124ZM82 98H79V99H82ZM89 98V99H90ZM102 98V97H101ZM99 97V101L101 99ZM103 98H102V102H103ZM121 99V97H119ZM118 98V100H119ZM251 98V97H250ZM76 99V98H75ZM85 99V100H84ZM83 100L86 102V98H84ZM95 99V97H94ZM116 99V98H115ZM209 98H207V101H210L208 100ZM248 99V98H247ZM74 100V99H73ZM91 100V99H90ZM86 103L87 104H91L89 103V101ZM93 100V98H92ZM97 100V99H96ZM127 100V99H126ZM130 100V99H129ZM77 101V99L75 100ZM79 101V100H78ZM81 101V100H80ZM98 101V102H99ZM124 101V100H122ZM205 101V100H203ZM250 101V100H249ZM95 102V101H93ZM102 102H99V104L101 105ZM103 102V103H105ZM108 102L106 104H108ZM117 102V101H116ZM126 102V101H125ZM215 102V101H214ZM69 103V102H68ZM78 104L80 102H77ZM83 103V101L81 102ZM80 103V104H81ZM102 103V104H103ZM124 102H122L123 104ZM212 103V102H211ZM216 103V102H215ZM126 104V103H125ZM77 105V104H75ZM84 105V104H83ZM94 105V104H93ZM92 105V106H93ZM97 105V104H96ZM94 105V106H96ZM99 105V106H100ZM104 105V104H103ZM102 105V110L104 108V105ZM114 105V104H113ZM116 105H118L116 103ZM214 105V104H213ZM80 107L81 105H77V107ZM88 106V105H87ZM91 106V105H90ZM93 106V107H94ZM111 106V105H109ZM119 106V105H118ZM125 106V105H124ZM127 106V105H126ZM212 106V105H211ZM78 107V108H79ZM84 107V106H83ZM92 107V108H93ZM121 107V106H120ZM217 107V106H215ZM214 107V108H215ZM90 108V107H89ZM90 108V109H92ZM213 108V107H212ZM218 108V107H217ZM82 109H85V108H82ZM99 107L97 105V107L95 108L94 107V110H98ZM105 109V108H104ZM108 109V108H106ZM112 110V108H110ZM120 109V108H118ZM220 109V108H219ZM87 110V109H86ZM89 110V109H88ZM101 110V109H100ZM100 110H98L97 112H99ZM117 110V109H116ZM115 110L116 114H120L122 112H118ZM121 110V109H120ZM81 112H83L82 110H80ZM90 111V110H89ZM88 111V112H89ZM92 111V110H91ZM90 111V113H91ZM106 111V110H105ZM104 111V112H105ZM113 111V110H112ZM125 111V109H124ZM88 112L86 114H88ZM101 112V111H100ZM99 114L101 115H106V113L104 114L103 111ZM114 112V114H115ZM217 112V111H215ZM223 112V111H222ZM89 113V115H90ZM96 113V112H95ZM94 112L92 113L93 115L95 114ZM103 113V114H102ZM98 114V115H99ZM108 114H109V111H108ZM223 113L219 114V116H221ZM112 115V114H110ZM116 115V116H117ZM216 115V116H215ZM56 116V115H55ZM55 116H53L55 118ZM91 116V115H90ZM97 117V115H94ZM94 116H91L92 118ZM90 117V119H91ZM100 117V116H99ZM98 117V118H99ZM106 117V116H105ZM103 117V120L104 118ZM110 118V116L108 115L107 118ZM112 117V116H111ZM114 117V115H113ZM229 122L233 123V124H237L236 123V118H234V116L230 115L229 113L227 115L224 116ZM224 119V118H223ZM50 120V119H49ZM100 120V119H99ZM97 119V122L99 121ZM109 120V119H108ZM106 120V121H108ZM114 120V119H113ZM51 121V120H50ZM96 121L95 119H93L92 122ZM101 121H102V117H101ZM99 121V122H101ZM106 121H102V122H106ZM117 121V119H116ZM90 122V123H92ZM99 122H98V125L97 127L99 126ZM101 122V123H102ZM112 122V120H111ZM119 122V121H118ZM227 122V121H226ZM52 123V122H51ZM117 123V122H116ZM95 124V123H94ZM97 124V123H96ZM108 124V123H107ZM111 124V123H110ZM113 124V123H112ZM93 125V123H92ZM228 125V126H227ZM50 126V125H49ZM90 126V124H89ZM94 126V125H93ZM104 126V125H103ZM101 126V127H103ZM107 126V125H106ZM233 126V125H232ZM238 126H241V128H244L242 127L241 124H238ZM108 127V126H107ZM110 127V126H109ZM108 127V129H109ZM115 127H116V124H115ZM49 127H47L46 125V130H48ZM96 128V127H93V129ZM118 128V127H117ZM151 128V129H152ZM230 128V127H229ZM236 128V127H235ZM247 128V127H246ZM68 129V128H67ZM81 130L83 129L80 128ZM90 129V128H88ZM87 129V131H88ZM112 129V128H110ZM120 129H119V132H120ZM150 129V131H151ZM232 129V128H231ZM248 129V128H247ZM37 130V131H36ZM42 130V129H41ZM103 130V129H102ZM117 130V129H116ZM245 130V129H244ZM49 131V130H48ZM72 131V130H71ZM75 131H77L75 129ZM75 131H73V133H75ZM85 131H86V128H85ZM108 131V130H107ZM122 131V130H121ZM248 132L249 129L247 130ZM247 131H243L245 133H248ZM45 132V131H44ZM47 132V131H46ZM45 132V133H46ZM84 132V131H83ZM82 132V133H83ZM152 132V131H151ZM230 132V131H229ZM233 132V131H232ZM231 132V134H232ZM43 133V132H41ZM44 133V134H45ZM72 133V132H71ZM81 133V132H80ZM103 133V132H100V134ZM109 133V132H108ZM118 134V132H116ZM115 133V134H116ZM34 134H36L34 136ZM38 134H40V132H38ZM78 134V132L76 133ZM107 133H104V135H106ZM241 134V132H240ZM252 134V133H251ZM42 134H40L39 136L41 137ZM72 135V134H71ZM82 135V134H81ZM85 133H83V137H84ZM87 135V134H86ZM89 135V134H88ZM152 135V133H150V136ZM229 135V133H228ZM244 135V134H243ZM73 136V135H72ZM80 136V134L78 135V137ZM118 136V135H117ZM233 136V135H232ZM231 136V137H232ZM68 137H70V135H68ZM75 137V136H73ZM72 137V139H73ZM76 136V140L78 138ZM82 137V136H81ZM82 137V138H83ZM86 137V136H85ZM102 137V135H101ZM108 137V136H107ZM105 137L104 139L106 140ZM112 137V136H111ZM120 137V136H119ZM249 137V136H248ZM37 138V137H36ZM39 138V137H38ZM37 138V139H38ZM109 138V137H108ZM153 139V135L151 137ZM235 138V137H233ZM67 139V138H65ZM71 139V137L69 138ZM69 139L67 140L69 142ZM71 139V140H72ZM74 139V140H75ZM80 139V138H78ZM86 139V138H85ZM90 139V138H88ZM102 139V138H101ZM124 139V138H123ZM70 140V141H71ZM73 140V141H74ZM75 140V141H76ZM91 140V139H90ZM89 140V141H90ZM149 140V139H148ZM151 140V139H150ZM230 141V138L228 139ZM249 140V139H248ZM62 141V140H61ZM78 142H82L81 139L80 141L77 140ZM86 141V140H84ZM88 141V140H87ZM107 141V140H106ZM105 141V142H106ZM142 141V143H143ZM235 141V140H234ZM238 141V140H237ZM36 142V141H35ZM35 142H32L34 145ZM92 142V141H91ZM89 142V143H91ZM102 142V141H101ZM101 142L99 144H101ZM109 142V141H108ZM145 142V143H146ZM153 142V141H152ZM224 142V141H222ZM227 143V141H225ZM231 142V141H230ZM247 142V141H246ZM75 142H73L72 144H74ZM85 143V142H84ZM95 143V141H93V144ZM97 143V142H96ZM96 143L94 145H96ZM104 143V140L102 142V144ZM138 143V142H137ZM232 143V142H231ZM71 142L69 143V148L72 149V146H74V148L76 147V143L74 145H72ZM118 144V143H117ZM154 144V143H152ZM151 144V145H152ZM224 144V143H223ZM222 144V145H223ZM247 144V143H246ZM250 144V142H249ZM64 145L66 146V149H67V145L68 144H65ZM80 145V144H78ZM88 145V144H87ZM92 145V144H91ZM145 145V144H144ZM142 145L140 148H137L138 152H140L141 150H143L145 148V146ZM149 145V146H151ZM175 145V144H174ZM229 145V144H228ZM60 146V145H59ZM63 146V145H61ZM81 146H82V143H81ZM80 146V147H81ZM84 146V144H83ZM82 146V147H83ZM90 146V145H89ZM97 146V145H96ZM99 146V145H98ZM103 146V145H102ZM120 146V145H119ZM132 146V145H131ZM58 147V146H57ZM81 147V148H82ZM87 147L86 146V150H87ZM100 147V146H99ZM225 147V145H224ZM252 147V146H250ZM31 148V147H30ZM28 148V149H30ZM59 148V147H58ZM57 148V149H58ZM61 148V147H60ZM64 148V147H62ZM61 148V149H62ZM79 148V146H77V148H75L76 150ZM91 148V147H89ZM88 148V149H89ZM113 148V147H111ZM121 148V146H120ZM154 147H152L151 150H153ZM227 148V147H226ZM56 149V147H55ZM84 149V148H82ZM81 149V150H82ZM97 149V148H96ZM100 149V148H99ZM104 149V148H102ZM118 149V148H117ZM135 149V148H134ZM54 150V148L52 149ZM68 150V149H67ZM70 150V149H69ZM74 150V149H73ZM80 150V149H79ZM85 150V152H86ZM92 150H95L92 149ZM90 149V151H92ZM105 150V149H104ZM114 150V149H113ZM124 150V148H123ZM225 150V148H224ZM251 150V149H250ZM28 151V150H27ZM72 151V150H70ZM70 151H69V154H70ZM84 151V150H83ZM81 151V152H83ZM90 151H87L88 154ZM97 151V150H96ZM100 151V150H99ZM106 151V150H105ZM103 151V152H105ZM116 151V150H115ZM121 151V149H120ZM209 151V150H208ZM221 149H220V155H221ZM60 152V151H59ZM74 152V151H72ZM71 152V154H72ZM79 153V151H77ZM101 152V153H103ZM125 152V151H124ZM131 152V150H130ZM150 152V151H149ZM153 152V151H151ZM150 152V153H151ZM226 152V151H225ZM61 153V152H60ZM68 152H65L64 154L66 155L67 157V154ZM75 153V152H74ZM95 153V151H94ZM114 153V152H113ZM145 153V152H144ZM209 154V152H207ZM214 153V152H213ZM252 155L255 156L254 154V151L252 150ZM26 154V153H25ZM28 154V152H27ZM54 154V153H53ZM52 154V155H53ZM56 154L57 151H56ZM62 154V153H61ZM59 155V156H62V155ZM70 154V155H71ZM82 154V153H81ZM97 154H99L97 152ZM96 154V155H97ZM147 154V152H146ZM162 154V153H161ZM211 154V153H210ZM227 155L226 156V160L223 161V165H222V168L220 172V175L219 177L217 178V181H216V184H215V187H214V192L213 194L211 195V198L209 200V207H208V211L207 213L205 214V216L203 217L202 219V222H201V227H200V232H199V245H198V250L197 252L192 255L193 257V264H236L234 263L233 261V255L235 254V250H237L238 247H240V245L244 242V229H242L245 225V221L246 219H248L250 217V208L246 205L245 203V199H249L250 197V194L253 192L254 190V187H255V182L252 178V174L250 173V171L248 170V167L246 166V163L244 161L245 158L242 157L240 151H239V148H238V145L233 143L231 144L229 147H228V150H227V153H224V155ZM69 155V156H70ZM73 155V154H72ZM71 155V156H72ZM77 155V153L75 154ZM94 155V156H96ZM101 155V154H100ZM103 156H105L104 154H102ZM107 155V154H106ZM153 155V153L151 154ZM26 156V155H25ZM24 156V153H23V157ZM68 156V157H69ZM74 156V155H73ZM80 156V154H79ZM82 156V155H81ZM80 156V157H81ZM86 156L85 155V159H86ZM89 156V155H88ZM148 156V155H147ZM213 156V155H212ZM217 156V155H216ZM55 157V156H54ZM58 157V156H57ZM55 157L53 161H55V159L57 158ZM64 157V155H63ZM75 157V156H74ZM79 157V158H80ZM108 157V156H107ZM123 157V156H122ZM142 157V156H141ZM211 157V156H210ZM220 157V156H219ZM246 157V156H245ZM22 158V157H21ZM82 158V157H81ZM89 158V157H87ZM101 158V157H100ZM104 158V157H102ZM150 158V157H149ZM24 159V158H22ZM61 157L58 159V162L60 161ZM64 159V158H63ZM68 159V158H67ZM65 159L63 160L64 162L68 160ZM72 159H74L72 157ZM84 159V158H83ZM84 159V160H85ZM91 159V157H90ZM94 159V158H93ZM108 159V158H107ZM121 159V158H120ZM144 159H146V157H144ZM224 159V157H223ZM71 160V159H70ZM99 160V159H98ZM97 160V161H98ZM103 160V159H102ZM104 160L106 161V159L104 158ZM109 161L112 160V159H108ZM139 160V159H138ZM154 160V158H153ZM156 160V159H155ZM158 160V159H157ZM160 160V159H159ZM14 161V160H13ZM20 162V160H18ZM80 161V160H79ZM83 161V160H82ZM82 161L80 163V165L82 164ZM86 161V160H85ZM84 161V162H85ZM113 163H114V160H112ZM111 161V162H112ZM147 161V160H146ZM221 161V160H220ZM6 162V163H5ZM26 162V161H25ZM39 163L41 161H38ZM62 162V161H60ZM71 162V161H70ZM77 162V161H76ZM88 162V161H87ZM86 162V163H87ZM90 162V160H89ZM100 162V160H99ZM145 162V161H144ZM143 162V163H144ZM254 162V161H253ZM22 163V161H21ZM37 162H35L36 164ZM38 163V165H39ZM43 163V161H42ZM75 164V162H73ZM79 163V162H78ZM92 163V162H90ZM98 163V162H97ZM124 163V162H123ZM149 163L151 164L150 162V159H149ZM155 163V162H154ZM161 163V164H162ZM181 163V162H180ZM248 163V162H247ZM4 164V165H3ZM15 164V163H14ZM19 164V163H18ZM24 164V162H23ZM28 164V163H27ZM44 164V163H43ZM57 164V163H56ZM65 163L62 164V166H64ZM95 164V163H94ZM99 164H102L101 162ZM134 164V163H133ZM217 164V163H216ZM221 164V163H220ZM37 165V166H38ZM42 165V164H40ZM88 165V164H87ZM104 165H107L104 164ZM108 165H112V163L108 164ZM146 164H144V168L148 165L150 166L148 163L147 165L145 166ZM58 166V165H56ZM72 166V164H71ZM84 166V165H83ZM93 166V165H92ZM95 166L97 167V164H95ZM93 166V167H95ZM155 166V165H154ZM161 166V165H160ZM20 167V166H18ZM34 167V166H32ZM70 167V166H69ZM68 167V168H69ZM89 167H91V165H89ZM96 167L94 169H96ZM118 167V166H116ZM124 167V166H123ZM159 167V166H158ZM217 167V166H216ZM9 168V167H8ZM7 168V169H8ZM13 168V166H12ZM35 168V167H34ZM33 168V169H34ZM39 169V167H36ZM35 168V170H36ZM71 168V167H70ZM75 168V166H74ZM85 168V167H83ZM101 167L98 168V170L100 169ZM104 168V166H103ZM112 168V167H111ZM153 168V167H151ZM149 167V169H151ZM156 168V167H155ZM93 169V168H92ZM92 169H87V170H91L92 174L95 173V171L93 172ZM93 169V170H94ZM110 169V168H109ZM114 169V168H113ZM120 169V168H119ZM127 169V168H126ZM129 169V168H128ZM141 169V168H140ZM148 169V170H149ZM3 170V169H1ZM6 170V169H5ZM31 170V169H30ZM29 170V171H30ZM67 170V169H65ZM70 170V169H69ZM71 170H73V167L71 168ZM81 170V169H80ZM79 170V171H80ZM86 170V168H85ZM107 170V169H106ZM135 170V169H134ZM139 170V169H138ZM147 170V168H146ZM76 171V170H75ZM100 171V170H99ZM99 171L97 173H99ZM104 171V170H103ZM117 171V170H116ZM115 171V174L113 176H115L117 173ZM137 171V170H136ZM151 171V170H150ZM148 171V172H150ZM155 171V170H154ZM54 172V171H53ZM69 173H71L70 171H68ZM84 172V171H82ZM88 172V171H87ZM102 172V170H101ZM100 172V173H101ZM110 172V171H109ZM112 172H114L112 170ZM121 171H119L116 175V178H118L121 173ZM135 172V171H134ZM217 172V171H216ZM73 173V172H72ZM71 173V174H72ZM76 173V172H75ZM75 173L73 175H75ZM78 173V172H77ZM152 173V172H151ZM158 173V172H157ZM65 174V172H64ZM81 174V173H78V175ZM85 174V173H84ZM91 174V173H90ZM89 174V175H90ZM105 174V173H103ZM147 174V173H146ZM70 176V174H68ZM78 175L76 174L74 178V180L76 179L77 180V177ZM83 174H81L82 176ZM94 175V174H93ZM100 175V174H99ZM102 175V174H101ZM109 175V173H108ZM107 175V172H106V176L105 177H109ZM112 175V174H110ZM186 175V174H185ZM188 175V174H187ZM215 175V174H214ZM56 176V174H55ZM54 176V177H55ZM58 176V175H57ZM62 176V175H61ZM80 176V175H79ZM85 176V175H84ZM95 176V175H94ZM98 174L95 176L97 177ZM111 176L113 179L114 177ZM118 176V177H117ZM122 176V174H121ZM124 176V175H123ZM140 176V175H139ZM138 176V177H139ZM159 176V175H158ZM158 176L156 178H158ZM60 177V176H59ZM65 177V175L63 176V178ZM89 176H87L88 178ZM100 177V176H99ZM105 177H101V178H105ZM151 177V174H149V178ZM53 178V177H52ZM57 178V177H56ZM62 178V179H63ZM67 178V177H65ZM115 178V179H116ZM125 178V176L123 177ZM160 178V176H159ZM214 178V177H213ZM216 178V177H215ZM255 178V177H254ZM6 179V178H5ZM60 179V178H59ZM59 179L57 178L58 182H59ZM69 179V177H68ZM71 179V178H70ZM92 179V178H91ZM97 179V178H95ZM128 179V178H127ZM126 179V180H127ZM134 179V178H133ZM148 179V178H147ZM146 179V180H147ZM53 180V179H52ZM56 179H54L53 181H55ZM61 180V179H60ZM64 180V179H63ZM62 180V181H63ZM67 180V179H66ZM94 180V179H93ZM100 180V179H99ZM106 180V178H105ZM120 180V178H119ZM121 180H122V177H121ZM120 180V181H121ZM125 180V179H124ZM129 180V179H128ZM188 180V179H186ZM61 182V185L62 183L64 182ZM68 181V180H67ZM65 181V183L67 182ZM73 181V179H72ZM82 181V180H81ZM96 181V180H95ZM104 181V180H102ZM110 181V179L108 180L107 179V182ZM119 181V182H120ZM130 181V180H129ZM57 182V181H56ZM59 182V183H60ZM89 182V181H88ZM93 182V181H92ZM113 183V180L111 181ZM110 182V183H111ZM123 182V181H121ZM120 182V183H121ZM128 182V181H127ZM159 182V181H158ZM160 182H161V179H160ZM47 183V182H46ZM69 183H72L69 181ZM99 183H102V182H99ZM98 183V184H99ZM105 183V182H104ZM109 183V184H110ZM111 183V185H112ZM118 183L117 186L120 184ZM131 183V182H130ZM130 183H129V186L128 188L130 187ZM188 183V182H187ZM54 184V183H53ZM81 184V183H80ZM79 184V185H80ZM86 186L89 185L85 182ZM84 184V185H85ZM91 184V183H90ZM92 184H96V183H92ZM107 184V183H106ZM105 184V185H106ZM116 184V183H115ZM114 184V185H115ZM124 182L122 183V186ZM149 184V183H148ZM181 184V183H180ZM189 184V183H188ZM16 185V184H15ZM52 185V184H50ZM49 185V186H50ZM58 185V184H57ZM67 184H64V186H66ZM70 185V184H68ZM74 185V183L72 184ZM78 185V186H79ZM110 185V186H111ZM133 185V183H132ZM48 186V184H47ZM56 186V185H55ZM59 186V185H58ZM77 186V185H76ZM75 186V187H76ZM85 186V187H86ZM89 186H92L93 185H89ZM88 186V188H89ZM96 186V185H95ZM98 186V185H97ZM101 184L99 185V189L100 188ZM108 186V184H107ZM109 186V187H110ZM121 186V185H119ZM121 186V188H122ZM134 186V185H133ZM149 186V185H148ZM181 186V185H179ZM15 187V186H14ZM50 187H54L53 185L50 186ZM57 187V186H56ZM55 187V189H56ZM67 187V186H66ZM84 187V186H83ZM106 187V186H105ZM103 186V188H105ZM132 187V186H131ZM143 187V186H142ZM151 187V185H150ZM163 187V186H162ZM37 188V187H36ZM47 188V187H46ZM58 187V190H61L62 188ZM71 188V187H70ZM79 188V187H78ZM95 188V187H94ZM93 188V191L95 190ZM120 188V187H119ZM125 188V190L127 189L126 186L123 187ZM133 188V187H132ZM167 188V187H166ZM182 189H184L183 187H181ZM211 188V187H210ZM209 188V189H210ZM38 189V188H37ZM50 188L46 189L49 190ZM54 189V188H52ZM74 189V188H73ZM92 189V188H91ZM89 189V191L91 190ZM107 189V188H105ZM136 189V187L134 188V190ZM164 189V188H163ZM189 189V188H188ZM42 190V189H41ZM51 190V189H50ZM63 190V189H62ZM66 190H68V187L67 189H65V192ZM80 190V189H78ZM84 190V188H83ZM98 190V189H97ZM118 190V189H116ZM133 190V189H132ZM130 190V191H132ZM154 191V189H152ZM40 191V190H39ZM56 191V190H55ZM54 191V192H55ZM64 191V190H63ZM75 191V189H74ZM88 191V189L86 190V192ZM99 192H101L102 190H98ZM98 191L96 192L98 198H99V193ZM119 191V190H118ZM117 191V192H118ZM127 191V194H128V189L126 190ZM129 191V194H131ZM137 191V190H135ZM43 192L45 193L44 191V188H43ZM42 192V193H43ZM53 192V193H54ZM62 192V191H61ZM76 192V191H75ZM80 192V191H78ZM157 192V191H156ZM183 192V191H182ZM40 192V194H42ZM52 193V192H51ZM60 193V192H59ZM58 193V194H59ZM63 193V192H62ZM74 193V192H73ZM77 193V192H76ZM138 193H140L138 191ZM163 193V192H162ZM172 193L177 196L178 195V189L177 188H172ZM209 193V191H208ZM207 193V194H208ZM39 194V195H40ZM49 194V193H48ZM56 194V193H54ZM70 194V193H69ZM88 194H90V196L92 195L91 193L88 192ZM96 194H95V197L93 195L94 198H97L96 197ZM117 194V193H116ZM38 195V193H37ZM45 195V194H44ZM52 195V194H51ZM74 197L77 198V196H75L76 194H73ZM72 195V196H73ZM82 195V194H81ZM80 195V196H81ZM132 195H135L134 193H132ZM157 195V194H156ZM167 195V193H166ZM55 196V195H53ZM69 196V195H68ZM85 196V195H84ZM102 196V194H101ZM114 196V195H113ZM158 196V195H157ZM168 196V195H167ZM209 196V195H207ZM206 196V197H207ZM35 197V196H34ZM37 197V196H36ZM39 197V196H38ZM43 197V196H41ZM40 197V198H41ZM56 197V196H55ZM67 197V196H66ZM64 197V198H66ZM70 197V196H69ZM72 197V198H74ZM88 197V196H87ZM87 198V200L91 201V199L94 200V198ZM150 197V196H149ZM159 197V196H158ZM205 197V198H206ZM49 198V197H48ZM54 198V197H53ZM83 198V197H82ZM114 198V197H113ZM120 197L116 198V199H119ZM36 199V198H35ZM75 199V198H74ZM85 199V198H83ZM101 199V197H100ZM108 199V198H107ZM38 200V199H37ZM41 200V199H40ZM44 200V199H43ZM41 200V201H43ZM63 200V199H62ZM67 200V199H66ZM113 200V199H112ZM121 200L120 199V203H121ZM208 200V199H207ZM219 200L221 202H223L221 208L225 209V214L223 213H219L217 216H219L222 220H223V223L221 225V229H220V232H218L217 234L213 233V231H209V228H208V222L210 220V218L212 217V211L213 209L216 207L217 209L220 208L219 205H216L217 201L219 202ZM40 201V203H42ZM46 201V200H45ZM65 201V200H64ZM77 201V200H76ZM75 201V202H76ZM81 201V200H80ZM79 201V202H80ZM83 201V200H82ZM85 201V200H84ZM95 201V200H94ZM98 201V203H101L103 204V202H101L99 199L96 200ZM100 201V202H99ZM111 201V200H110ZM117 201V200H116ZM114 200V202H116ZM168 201V200H167ZM48 202V201H47ZM46 202V203H47ZM70 202V200H69ZM68 202V203H69ZM73 202V200H72ZM108 202V201H107ZM113 202V201H112ZM119 202V201H118ZM117 202V203H118ZM220 202V203H221ZM39 203V202H37ZM45 203V202H43ZM50 203V202H49ZM64 203V202H63ZM78 203V202H76ZM75 203V204H76ZM106 203V201L104 202ZM141 203V202H140ZM143 203V202H142ZM9 204H12V202L10 201V198L8 196V194L5 193V189L3 190L2 187L0 186V212L3 211L4 213H0L2 214V216H0V264H39V261L38 258H39V253L50 243V234L49 232H47V237L43 236L42 233L40 232V230L36 229L35 226H33L28 220L27 218L20 212V210L17 208V207H14L13 204L12 206H9ZM31 204V203H30ZM65 204V203H64ZM72 204V203H71ZM74 204V203H73ZM115 204V203H114ZM171 204V203H169ZM29 205V204H28ZM42 205V204H41ZM48 205V204H47ZM57 205V204H56ZM81 205V204H80ZM80 205H76L77 208L80 206ZM83 206L85 205L84 203L82 204ZM80 206V207H83V206ZM100 205V204H99ZM104 205V204H103ZM102 205V206H103ZM111 203L109 202V207H110ZM118 205V204H117ZM120 205V204H119ZM118 205V206H119ZM140 205V204H139ZM216 205V206H215ZM64 206V205H63ZM60 207V208H63ZM76 206L75 209H76ZM101 206V207H102ZM106 206V205H105ZM103 206V207H105ZM108 206V205H107ZM122 207H124L123 205H120ZM145 206V205H144ZM174 206V205H173ZM41 207H44V206H41ZM68 207V206H67ZM72 207V208H74ZM102 207V208H103ZM106 208V209H110V208ZM113 207V203H112V206L111 208ZM117 207V206H116ZM121 207V208H122ZM147 207V206H146ZM145 207V208H146ZM237 207V212L235 213V215L232 213L234 211V209H236ZM56 208V207H55ZM71 208V206H70ZM118 209H120L119 207H117ZM140 208V207H139ZM141 208H143L141 206ZM205 208V207H204ZM6 209V210H5ZM38 209V207H37ZM59 209V207H58ZM66 209L63 208V210ZM75 209H73L72 211H74ZM116 209V208H115ZM71 210V209H70ZM77 210V209H76ZM81 210V209H80ZM179 218L181 220H184V210H183V207L179 206ZM52 211V210H51ZM66 211V210H65ZM117 211V209H116ZM222 211V209H221ZM35 212V210H34ZM38 212V211H37ZM58 212V211H57ZM67 212V211H66ZM71 212V211H70ZM68 212V213H70ZM75 212V211H74ZM140 212V210H139ZM144 212V211H142ZM148 212V211H147ZM146 212V213H147ZM55 213V212H54ZM65 214V212H63ZM77 213V212H75ZM74 213V214H75ZM81 213V212H80ZM79 211H78V214H80ZM141 213V212H140ZM201 213V212H200ZM78 214H75L77 216H79ZM142 214V213H141ZM176 214V213H174ZM262 216H263V219L261 217H259V221H258V224L260 225H264V211L261 212ZM49 215H51L49 213ZM48 215V216H49ZM55 215V214H54ZM54 215H53V219H54ZM62 215V213H61ZM201 215V214H200ZM47 216V215H46ZM52 216V215H51ZM60 216V215H59ZM64 216V219H65V216L67 217V214L66 215H62ZM69 216L71 217L72 215L69 214ZM74 216V215H73ZM72 216V217H73ZM81 216V214H80ZM144 216V215H142ZM149 216V215H148ZM216 216V217H217ZM44 217V216H43ZM42 217V218H43ZM146 217V216H144ZM177 217V216H176ZM248 217V218H247ZM42 218H40L39 221L43 222L42 221ZM45 218V217H44ZM49 218V217H48ZM56 218H61V217H57ZM68 218V217H67ZM66 218V219H67ZM46 219V218H45ZM52 219V220H53ZM63 218L61 220H64ZM75 219L72 218V220ZM133 219V218H132ZM171 219V218H169ZM231 219H234L235 223L232 225L233 227H230V232H231V235H227L226 234V231L229 230V226H230V220ZM31 220V219H30ZM50 220V219H49ZM58 219V221H61ZM68 220V219H67ZM177 220V219H176ZM197 220V219H196ZM48 221V220H47ZM65 221V220H64ZM86 221H89V220H86ZM178 221V220H177ZM187 221V220H186ZM50 222V221H49ZM55 222V220L53 221ZM63 222V221H61ZM72 222V221H71ZM85 222V220H84ZM83 222V223H84ZM133 222V220H132ZM135 222V221H134ZM149 222V220L147 221ZM167 222L170 223V221L167 220ZM184 222V221H183ZM248 222V221H247ZM56 223V222H55ZM82 223V224H83ZM168 223V224H169ZM174 223V222H172ZM181 223V222H180ZM40 224V223H39ZM46 224V222H45ZM43 225V228H45V230H47V226L48 225ZM84 224H88V223H84ZM147 224V223H145ZM144 224V225H145ZM149 224L151 225V223L149 222ZM149 224H147V226H149ZM159 224V223H157ZM175 224V223H174ZM247 224V223H246ZM41 225V224H40ZM49 225L53 226L52 223ZM56 225V224H55ZM90 226V223L88 224ZM156 225V224H155ZM172 225V224H171ZM183 225V224H182ZM196 225V224H195ZM93 226V225H92ZM146 226V225H145ZM144 226V227H145ZM146 226V227H147ZM176 225H174V228H175ZM179 226V225H178ZM177 226V227H178ZM185 226V229H187L188 227V224L187 225H184ZM191 226V225H190ZM194 226V225H193ZM154 227V225H153ZM149 228V231H148V234H147V237L146 239H143V244L145 245L146 248H144V245L142 246L143 250L142 251H139V249L137 250V248L134 246L132 247H129L128 249H126L125 251L121 252L118 257L116 258V260L113 261L112 264H128V262L130 261H133V262H145V263H150V264H189L190 261H188V259H190V254L181 250V248L179 249L176 248V240L177 238L178 239H182L185 238H179L177 236L176 238V235L175 233L176 232H173V230H169L168 231V228L167 230L166 229H163V227L161 228L160 227H154V228ZM169 227V226H167ZM171 227V226H170ZM169 227V228H170ZM73 228V227H72ZM71 228V229H72ZM75 228V227H74ZM73 228V229H74ZM90 230L92 229V227H88ZM194 228V227H193ZM141 229V228H140ZM145 229V228H144ZM172 229V228H171ZM176 229V228H175ZM50 229H48L49 231ZM178 230H181L180 227ZM177 231V230H176ZM187 231V230H185ZM78 231H76L77 233ZM138 232V231H137ZM142 232V231H140ZM147 232V231H146ZM192 232V231H191ZM197 232V231H196ZM72 233V232H71ZM75 231H74V234H76ZM120 233V232H119ZM145 233V232H144ZM184 233V232H183ZM49 234V236H48ZM52 234V233H51ZM78 234V233H77ZM134 234V233H133ZM178 234V233H177ZM96 235V234H94ZM98 235V233H97ZM132 235V234H131ZM129 235V236H131ZM182 235V234H181ZM191 235V234H190ZM78 235H76L77 237ZM103 236V235H101ZM115 236V235H114ZM116 236H118V234H116ZM115 236V237H116ZM121 236V235H120ZM136 237V235H134ZM144 236V235H143ZM180 236V235H179ZM260 236V235H259ZM262 237H255L254 238V241L251 242V249H250V256H248L249 258L251 257V259L246 263V264H264V235H261ZM105 237V236H104ZM115 237H113V239L111 240H114ZM132 237V236H131ZM130 237V238H131ZM142 237V236H141ZM79 238V237H77ZM97 238H101L99 235ZM103 238V237H102ZM121 238V237H119ZM118 238V239H119ZM124 238L126 239V236H124ZM129 238V237H127ZM145 238V237H144ZM167 238H171L172 239V244L170 245V248L169 250H158L159 246L162 244V242L164 241L165 243V240ZM186 238H189V234L187 232L186 234ZM108 239V238H107ZM132 239V238H131ZM142 239V238H141ZM79 240V239H78ZM81 240L83 241L84 239H80V244L82 245H85L86 248H88V242L85 243L86 241L84 240L83 242H81ZM100 240V239H99ZM98 240V241H99ZM106 240V239H105ZM120 240V239H119ZM128 240V239H126ZM109 241V239L107 240ZM105 241V242H107ZM117 241V240H116ZM130 241V239H129ZM133 241V239L131 240ZM130 241V242H131ZM140 241V240H139ZM169 241V240H168ZM185 241V240H184ZM71 242L73 243L72 239H71ZM75 242V241H74ZM79 242V241H78ZM104 242V241H103ZM111 242V241H110ZM109 242V244H110ZM114 242V241H113ZM111 242V243H113ZM125 242V241H124ZM128 242V241H127ZM129 242V243H130ZM167 242V241H166ZM209 242H214V245L212 247V249L208 248V245H209ZM71 243V244H72ZM85 243V244H84ZM90 243V242H89ZM115 243V242H114ZM119 243V242H117ZM116 243V245H117ZM121 243V242H120ZM170 243V242H169ZM70 244V245H71ZM108 244V242L106 243ZM123 244V242H122ZM142 244V242H141ZM194 244V243H193ZM204 244V249H202V246ZM69 245V246H70ZM112 245V244H111ZM124 245V244H123ZM128 245V244H127ZM165 245V244H164ZM168 245V244H167ZM180 245V244H179ZM186 245V244H185ZM189 245V243H188ZM187 245V246H188ZM91 246V243L90 245ZM107 246V245H106ZM109 246V245H108ZM140 246V245H139ZM190 246V245H189ZM68 247V245H67ZM113 247V246H112ZM111 246L109 248H112ZM119 247V246H118ZM117 247V248H118ZM123 247V246H122ZM141 247V246H140ZM165 247V246H164ZM163 247V249H164ZM196 247V246H195ZM77 248V247H76ZM79 248V247H78ZM84 248V246H83ZM84 248V249H86ZM91 247H89L88 250H92V248L90 249ZM101 248V247H100ZM116 248V249H117ZM124 248V247H123ZM161 248V247H160ZM159 248V249H160ZM188 248V247H187ZM236 248V249H235ZM103 249V248H102ZM115 249V250H116ZM119 249V248H118ZM76 250V249H74ZM104 250V249H103ZM109 250H113V249H109ZM121 250V249H120ZM78 251V250H77ZM76 251V252H77ZM85 250H83V253H84ZM99 250L95 251L94 250V253L97 254ZM75 251H73V254H74ZM86 252V251H85ZM110 254L112 251H109ZM113 252H116L113 250ZM118 252V251H117ZM116 252V253H117ZM88 253V252H87ZM101 253V252H100ZM72 254V252H71ZM77 254V253H76ZM109 254V253H108ZM86 255V254H85ZM90 255H93V253H91ZM112 255V254H111ZM69 256H70V253H69ZM80 256V255H79ZM89 255H87L88 257ZM94 256V255H93ZM99 256V255H98ZM247 256V255H246ZM41 257V256H40ZM67 257V256H66ZM86 257V258H87ZM92 257V256H91ZM90 257V259H91ZM104 257V256H102ZM114 257V256H113ZM199 257V259H198ZM247 257V258H248ZM79 258V257H78ZM95 259V256L93 257ZM92 258V259H93ZM112 258V257H110ZM253 258V259H252ZM41 259V258H39ZM43 259V258H42ZM68 259V258H67ZM70 259V258H69ZM72 259V258H71ZM76 259V258H74ZM89 259V260H90ZM99 259V258H98ZM97 259V260H98ZM105 259V258H103ZM113 259V258H112ZM115 259V258H114ZM246 259V258H245ZM43 260H47V258L43 259ZM52 260V259H51ZM50 260V262H52ZM48 261V260H47ZM66 261V260H64ZM69 261V260H68ZM67 261V262H68ZM72 261V260H71ZM75 261V260H73ZM88 261V260H87ZM92 262V260H90ZM102 260L100 259V262ZM111 261V259H110ZM41 262V261H40ZM46 262V261H44ZM82 264L83 260L80 261ZM103 262V261H102ZM105 262V261H104ZM43 263V262H42ZM74 263V262H73ZM78 263V262H77ZM89 263V262H88ZM192 263V262H191ZM46 264V263H45ZM49 264V263H48ZM62 264V262L60 263ZM66 264V263H64ZM69 264H72L69 262ZM76 264V263H75ZM85 264V263H84ZM90 264V263H89ZM92 264V263H91ZM98 264V262H97ZM103 264V263H102ZM105 264V263H104ZM131 264V263H130ZM133 264V263H132ZM136 264V263H134ZM140 264V263H138Z\"/></svg>",
	"mask_w": 264,
	"mask_h": 264
},
{
	"label": "water",
	"instance_id": "95a60500",
	"mask_svg": "<svg viewBox=\"0 0 264 264\" xmlns=\"http://www.w3.org/2000/svg\"><path fill=\"white\" fill-rule=\"evenodd\" d=\"M109 47V46H108Z\"/></svg>",
	"mask_w": 264,
	"mask_h": 264
}]
</instances>
